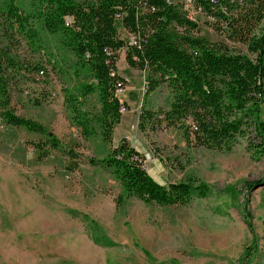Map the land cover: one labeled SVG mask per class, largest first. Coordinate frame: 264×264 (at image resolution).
<instances>
[{
    "label": "rangeland",
    "instance_id": "obj_1",
    "mask_svg": "<svg viewBox=\"0 0 264 264\" xmlns=\"http://www.w3.org/2000/svg\"><path fill=\"white\" fill-rule=\"evenodd\" d=\"M28 1L18 3L28 8ZM198 18L195 33L224 39L206 14ZM13 41L26 68L11 81V105L16 114L44 124L62 145L52 148L39 133L10 126L0 116V264H264V156L252 130L231 150L190 145L181 127L162 122L143 132L141 111L168 109L173 94L166 84L149 93L148 72L130 67L121 50L118 71L127 85L119 94L129 108L114 142L125 135L160 183L192 179L212 189L186 205L146 204L126 196L110 170L90 162L112 146L100 133L85 137L72 124L65 94L77 81L48 54ZM50 41L48 51L64 53L56 37ZM230 44L248 53L245 45ZM39 61L44 75L33 68ZM85 103L97 111L98 95ZM247 212L254 232L245 222ZM255 243L256 254L249 257Z\"/></svg>",
    "mask_w": 264,
    "mask_h": 264
},
{
    "label": "trees",
    "instance_id": "obj_2",
    "mask_svg": "<svg viewBox=\"0 0 264 264\" xmlns=\"http://www.w3.org/2000/svg\"><path fill=\"white\" fill-rule=\"evenodd\" d=\"M194 1L214 19L209 22L223 40L195 33L199 23L179 3L168 0H29L28 8L18 0H0V116L10 126L39 133L52 148L62 145L44 124L16 114L11 105V81L26 68L12 46L18 38L35 54H48L63 74L77 81L78 86L65 94L71 122L83 136L100 133L111 144L105 157L90 162L110 170L126 196L163 206L208 197L212 189L206 182L155 180L144 166L145 156L126 138L113 146L115 127L123 108H129L119 94L127 85L118 71L124 50L130 67L148 72L149 93L166 84L173 94L168 109L141 111L143 132L162 122L181 127L190 145L231 150L239 137L253 131L264 156V0ZM50 37L57 38L63 54L47 50L52 47ZM229 42L245 45L248 53ZM33 68L46 73L42 61ZM92 94L99 100L95 112L84 108ZM244 217L254 232L250 213ZM255 248L256 243L249 257L256 254Z\"/></svg>",
    "mask_w": 264,
    "mask_h": 264
},
{
    "label": "built area",
    "instance_id": "obj_3",
    "mask_svg": "<svg viewBox=\"0 0 264 264\" xmlns=\"http://www.w3.org/2000/svg\"><path fill=\"white\" fill-rule=\"evenodd\" d=\"M212 2H217L218 0H210ZM169 3H176L172 0H168ZM182 8H183V11L187 14V16L193 20V21H196L199 23V18H198V15L199 14H202L203 13V10L201 7H198L196 6L195 4V1L194 0H182L180 3H179ZM209 20H214L212 17H208ZM122 34H125V32L122 31ZM130 39L132 41V43H136V39L134 36H130ZM40 74L41 75H44L45 74V71L44 70H41L40 71ZM123 89H119V91H122ZM126 108H123V111H125ZM144 166L146 167V159L144 161ZM147 169V168H146Z\"/></svg>",
    "mask_w": 264,
    "mask_h": 264
},
{
    "label": "crops",
    "instance_id": "obj_4",
    "mask_svg": "<svg viewBox=\"0 0 264 264\" xmlns=\"http://www.w3.org/2000/svg\"><path fill=\"white\" fill-rule=\"evenodd\" d=\"M119 74H120V72H119ZM121 75V74H120ZM128 104V103H127ZM122 118H123V116H122ZM121 122H122V119H121ZM121 122L119 123L120 125H121ZM118 124V125H119ZM117 125V126H118ZM116 126V127H117ZM116 127H115V129H116ZM114 133H115V130H114ZM123 138H125V135H123L122 137H120V140H119V142L117 143V142H114V139H113V146H117L120 142H121V140L123 139ZM130 142V141H129ZM117 143V144H116ZM131 145H132V143H130Z\"/></svg>",
    "mask_w": 264,
    "mask_h": 264
}]
</instances>
